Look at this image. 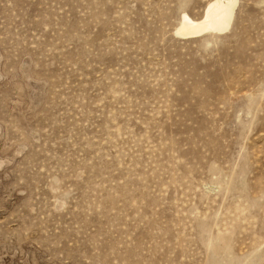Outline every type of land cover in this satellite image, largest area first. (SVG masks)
<instances>
[{
  "label": "rangeland",
  "instance_id": "374dc122",
  "mask_svg": "<svg viewBox=\"0 0 264 264\" xmlns=\"http://www.w3.org/2000/svg\"><path fill=\"white\" fill-rule=\"evenodd\" d=\"M0 0V264H264V0Z\"/></svg>",
  "mask_w": 264,
  "mask_h": 264
},
{
  "label": "bare ground",
  "instance_id": "6f19581e",
  "mask_svg": "<svg viewBox=\"0 0 264 264\" xmlns=\"http://www.w3.org/2000/svg\"><path fill=\"white\" fill-rule=\"evenodd\" d=\"M237 5V0H212L198 19L183 14L176 35L183 39L222 35L232 26Z\"/></svg>",
  "mask_w": 264,
  "mask_h": 264
}]
</instances>
